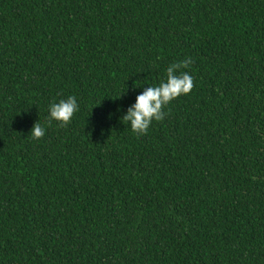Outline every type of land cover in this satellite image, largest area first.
I'll return each mask as SVG.
<instances>
[{
	"label": "trees",
	"instance_id": "obj_1",
	"mask_svg": "<svg viewBox=\"0 0 264 264\" xmlns=\"http://www.w3.org/2000/svg\"><path fill=\"white\" fill-rule=\"evenodd\" d=\"M0 264H264V0H0Z\"/></svg>",
	"mask_w": 264,
	"mask_h": 264
},
{
	"label": "clouds",
	"instance_id": "obj_2",
	"mask_svg": "<svg viewBox=\"0 0 264 264\" xmlns=\"http://www.w3.org/2000/svg\"><path fill=\"white\" fill-rule=\"evenodd\" d=\"M192 63L186 59L173 63L167 68L165 81L158 86L146 88L142 94L136 96L135 103L127 109V113L121 117L122 123L128 125L133 133L144 135L153 121H163L164 107L174 99L188 95L194 87L193 77L182 71ZM79 111L75 96L61 99L58 103H52L49 107L48 121H57L60 127H67L72 117ZM32 139H41L45 135V129L36 122L30 130Z\"/></svg>",
	"mask_w": 264,
	"mask_h": 264
}]
</instances>
